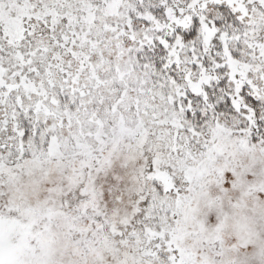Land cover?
I'll list each match as a JSON object with an SVG mask.
<instances>
[{"label": "snow or ice", "instance_id": "snow-or-ice-1", "mask_svg": "<svg viewBox=\"0 0 264 264\" xmlns=\"http://www.w3.org/2000/svg\"><path fill=\"white\" fill-rule=\"evenodd\" d=\"M0 264H264V0H0Z\"/></svg>", "mask_w": 264, "mask_h": 264}]
</instances>
